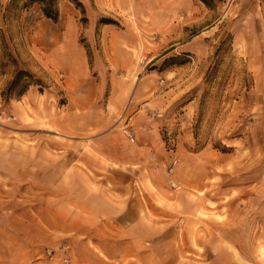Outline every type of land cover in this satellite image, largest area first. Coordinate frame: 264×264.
<instances>
[{"label":"crops","instance_id":"obj_1","mask_svg":"<svg viewBox=\"0 0 264 264\" xmlns=\"http://www.w3.org/2000/svg\"><path fill=\"white\" fill-rule=\"evenodd\" d=\"M82 3L56 0L57 21L31 3L10 40L52 84L9 106L0 93V264L31 262L61 239L69 264H264V182L217 183L230 158L194 149L192 112L170 110L190 74L132 73L189 42L174 20L181 0ZM25 116L35 130L8 134L4 120Z\"/></svg>","mask_w":264,"mask_h":264},{"label":"rangeland","instance_id":"obj_2","mask_svg":"<svg viewBox=\"0 0 264 264\" xmlns=\"http://www.w3.org/2000/svg\"><path fill=\"white\" fill-rule=\"evenodd\" d=\"M25 1L0 0V74L5 75L3 81L1 76L0 93L17 67L40 81L32 82L28 88L40 90L52 84L40 70L32 72L20 63L10 46V40L23 33L22 13L30 5ZM176 6L174 20L183 27V42H189L176 51L169 50L159 63L139 59L132 73L138 77L150 69L183 67L184 73L190 74L188 89L170 110L192 112L194 149L206 148L222 161L230 158V170L217 183L236 186L251 182L255 176L264 182V0H181ZM100 19H110L118 25L112 18ZM156 36L150 33V41L155 42ZM10 57L15 59V65ZM2 102L9 106L10 100L2 98ZM24 120L28 124L4 120L8 134L17 136L35 130L29 117ZM123 131L126 134V128ZM168 167L164 168L166 172ZM221 169L222 165H216V174ZM59 198L61 195L56 196ZM208 214L204 212L202 217ZM215 214V219H221L218 212ZM70 249L69 242L54 241L26 264H69Z\"/></svg>","mask_w":264,"mask_h":264},{"label":"trees","instance_id":"obj_3","mask_svg":"<svg viewBox=\"0 0 264 264\" xmlns=\"http://www.w3.org/2000/svg\"><path fill=\"white\" fill-rule=\"evenodd\" d=\"M56 0H26L28 4L38 2L42 4V12L45 17L50 18L53 21L58 19V10L55 4ZM74 3L77 8L83 12V5L79 0H69ZM100 22L104 23H113L110 19H100ZM10 60L15 65L16 61L13 57H10ZM32 82L39 83L40 81L35 78V76L29 71L17 67L12 79L8 82L6 88L1 92V96L4 101H9L11 98L19 97L25 93L29 85ZM42 89H40L41 91Z\"/></svg>","mask_w":264,"mask_h":264},{"label":"built area","instance_id":"obj_4","mask_svg":"<svg viewBox=\"0 0 264 264\" xmlns=\"http://www.w3.org/2000/svg\"><path fill=\"white\" fill-rule=\"evenodd\" d=\"M126 134H127L128 139L132 142L133 139H134L132 133H131L130 131H127V130H126ZM172 163H175V160H174ZM171 169H172V167H168V171H169V172L171 171Z\"/></svg>","mask_w":264,"mask_h":264}]
</instances>
